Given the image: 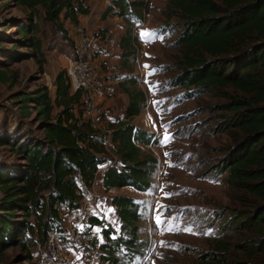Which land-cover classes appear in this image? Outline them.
Wrapping results in <instances>:
<instances>
[{
    "label": "trees",
    "instance_id": "trees-1",
    "mask_svg": "<svg viewBox=\"0 0 264 264\" xmlns=\"http://www.w3.org/2000/svg\"><path fill=\"white\" fill-rule=\"evenodd\" d=\"M15 1L27 17L18 27L21 46L32 52L0 48V57L42 61L40 18L52 24L65 40H71L64 22L77 29L80 16L90 14V8L79 0ZM218 1L168 0L169 17L177 15L183 21L176 44L185 54L174 86L183 88L188 97L192 89L230 86L246 96H234L224 106L232 113V125L246 138L223 169L237 187L263 201L240 225L256 234L250 248L264 258V0ZM149 10V0H112L103 14L104 19L108 15L119 17L127 25L120 40L118 67L127 73L119 76V88L129 98L126 120L107 125L117 149L109 151L108 134L84 121L81 93H72L67 71L57 75L55 94L44 87L17 95L19 115L24 121L35 115L40 134H32L24 142L16 136L18 129L0 137V147H8L23 162L14 167L0 165V191L4 194L0 200V262L7 250L17 246L32 260L31 249L37 243L44 244L52 234L66 232L64 215L80 209L85 193L94 187L102 170L106 192L131 188L147 193L151 189L158 159L144 152L143 146H155L157 140L154 133L132 124L147 105L146 92L134 72L139 41L136 31L145 23ZM107 32L101 30L100 34L105 38ZM72 43L75 51L76 44ZM3 67L6 65L0 62V82H12ZM111 203L120 220V231L109 228L97 216H90L88 227L102 229L105 242L98 243L101 260L122 264L119 254L129 255L138 247L140 204L129 196H115ZM218 248L227 250L228 245L221 243Z\"/></svg>",
    "mask_w": 264,
    "mask_h": 264
},
{
    "label": "rangeland",
    "instance_id": "rangeland-1",
    "mask_svg": "<svg viewBox=\"0 0 264 264\" xmlns=\"http://www.w3.org/2000/svg\"><path fill=\"white\" fill-rule=\"evenodd\" d=\"M167 7L168 0H149L145 24L136 31L139 41L134 75L147 96L145 110L136 123L157 134V144L143 146V150L158 159V168L151 189L147 193H134L136 197L132 194L140 204L141 212L138 247L129 251L128 256H117L122 264H264L261 254L253 253L250 248L256 234L240 225L241 220L263 201L237 187L231 182L229 172L223 169L234 149L246 138L232 125V113L224 106L234 96H246L230 86L192 89L188 97L183 88L174 86L175 79L182 73L185 54L184 48L176 44L182 31L178 26L183 21L177 15L169 17ZM24 22L27 17L15 0H0V48L15 49L18 53L32 52L21 46L18 27ZM39 24L44 52L42 61L14 59L9 55L0 57V62L6 65L3 68L7 76L13 78L9 83L0 82V137L16 129V136H20L22 142L32 134H40L35 115L27 121L19 115L15 103L17 95L44 87L54 94L56 77L66 71V60L74 54L72 37L65 40L62 33L42 18ZM64 25L69 35L75 34L70 23L64 22ZM143 31L154 35L146 41L140 35ZM207 58L213 61L208 55ZM145 65L150 67L145 68ZM152 70L156 71L149 75ZM120 73L121 77L127 74ZM166 134L170 137L167 142ZM165 159L167 164H163ZM1 164L14 167L23 162L8 147H0ZM165 193L178 195L165 197ZM3 197L0 191V200ZM158 205L167 208L158 209ZM103 209L110 214L107 219H102L106 226L118 228L120 220L111 212L110 202L103 203ZM84 211L86 216H91L89 211ZM158 211L164 212L163 220L181 229L191 227L195 234L163 231V226H158L155 221ZM173 217L178 219L173 220ZM64 218V222L69 220L68 216L64 215ZM85 226L87 228L89 223ZM84 236V248L76 251L73 257L81 254L82 264H106L100 258L98 244L102 240L105 242L102 229L87 228ZM161 242H167V246ZM221 243L228 245V249L218 248ZM31 253L33 259L28 260L23 249L13 247L6 251L0 264H40L35 247ZM202 256L208 258L204 260Z\"/></svg>",
    "mask_w": 264,
    "mask_h": 264
},
{
    "label": "crops",
    "instance_id": "crops-1",
    "mask_svg": "<svg viewBox=\"0 0 264 264\" xmlns=\"http://www.w3.org/2000/svg\"><path fill=\"white\" fill-rule=\"evenodd\" d=\"M79 1H83L84 5L90 8V14L85 16H80L79 27L76 29L72 26L75 34H70V36L72 37L74 44H76L80 40L82 33H84L85 31L100 33L101 30L108 29L104 41L98 44L97 53L95 54L96 58L101 62H103L104 64V72L100 80L101 86L98 95V100L108 114L107 116L108 122H112L118 119L126 120V109L129 104V98L119 88V83H120L119 78L121 77V73H120L121 71L118 70V72L116 71L117 73H115V70L118 69L120 64V60L122 56V51L120 49V40L126 31L127 25L124 22V20L119 17H113L111 15H108L106 19L103 18V14L105 13L108 6L111 4L112 0H79ZM141 27L142 26H139L138 29H140ZM55 93L56 92H54V94ZM138 117H135L132 120V124L140 129H143L139 127L136 123V119ZM143 130L148 131L150 133H154V131H150L146 129ZM106 143L109 151L115 150L118 147V143L113 142L111 139H108ZM106 167L107 165H104L103 169H105ZM102 178H103V170L98 175L94 187L85 193V197L81 202L80 209L65 214V216L69 217V220L65 222L66 225L69 224V226H65L66 229L69 228L70 226H78L85 231V229L89 227L86 228V226L82 225V223L80 224L83 210L89 211V215L97 216L101 220L104 219L105 217H106L105 219H107L110 214H108L104 209L102 210L103 203L110 202L111 212L116 214V208L111 203L113 197L115 196L134 197L135 196L134 193H138L132 190L131 188L111 189L110 191L106 192V190L102 187ZM95 228H100V227L95 226L91 230H95ZM113 229L116 231H120V222H119V227ZM74 259L76 261V264H82L80 263L81 254L75 255Z\"/></svg>",
    "mask_w": 264,
    "mask_h": 264
},
{
    "label": "built area",
    "instance_id": "built-area-1",
    "mask_svg": "<svg viewBox=\"0 0 264 264\" xmlns=\"http://www.w3.org/2000/svg\"><path fill=\"white\" fill-rule=\"evenodd\" d=\"M103 41L104 38L98 32L82 33L80 40L76 43L73 56L66 60V71L70 78L72 92L81 93L84 121L90 122L93 129L106 132L110 139L112 131L107 127L108 114L98 100L104 64L96 58L95 54L98 44ZM114 163H117V160ZM163 164H167V159ZM81 218L82 225L89 223L90 216H86L84 210ZM84 246L85 236L82 228L70 226L65 233L52 234L46 243H37L35 248L40 256V264H76L73 254L82 250Z\"/></svg>",
    "mask_w": 264,
    "mask_h": 264
},
{
    "label": "snow or ice",
    "instance_id": "snow-or-ice-1",
    "mask_svg": "<svg viewBox=\"0 0 264 264\" xmlns=\"http://www.w3.org/2000/svg\"><path fill=\"white\" fill-rule=\"evenodd\" d=\"M140 35H141V38L142 39L148 41L154 35V33L153 32H149V31H143V32H141ZM149 67H150L149 65H145V68H149ZM155 71L156 70H152L151 72H149V75H152ZM164 127H165V129H167V126L166 125ZM169 139H170V137L166 134L165 135V142H167ZM172 195H178V193H165V197H171ZM157 208L158 209H160V208L166 209L167 206H165V205H158ZM163 216H164V212H160V211H158L157 212V215L155 216L156 224L158 226H161L162 225L163 226V231H165V232H172V231L179 232V231H184V232H188L190 234H195V233H193L191 227H185V228L181 229V228H179L178 225L172 224L170 221L163 220L162 219ZM172 219L173 220H177L178 217H173ZM113 238H115V237H113ZM101 242H103V241H101ZM161 243L164 244V246H167V242H161Z\"/></svg>",
    "mask_w": 264,
    "mask_h": 264
},
{
    "label": "water",
    "instance_id": "water-1",
    "mask_svg": "<svg viewBox=\"0 0 264 264\" xmlns=\"http://www.w3.org/2000/svg\"><path fill=\"white\" fill-rule=\"evenodd\" d=\"M53 92H56V89H53Z\"/></svg>",
    "mask_w": 264,
    "mask_h": 264
}]
</instances>
